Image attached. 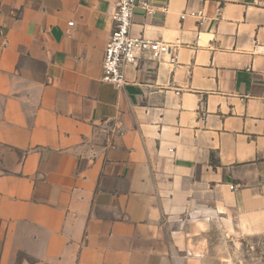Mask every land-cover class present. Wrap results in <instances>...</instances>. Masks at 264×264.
Segmentation results:
<instances>
[{
	"label": "crops",
	"instance_id": "obj_1",
	"mask_svg": "<svg viewBox=\"0 0 264 264\" xmlns=\"http://www.w3.org/2000/svg\"><path fill=\"white\" fill-rule=\"evenodd\" d=\"M138 1L131 34L170 54L115 89L117 0H0V264H201L264 235V0Z\"/></svg>",
	"mask_w": 264,
	"mask_h": 264
},
{
	"label": "built area",
	"instance_id": "obj_2",
	"mask_svg": "<svg viewBox=\"0 0 264 264\" xmlns=\"http://www.w3.org/2000/svg\"><path fill=\"white\" fill-rule=\"evenodd\" d=\"M138 6L146 12L149 11L146 2L117 0L111 16L112 29L104 50L101 81L115 89H121L126 84L124 74L126 66L137 65L145 54H150L154 59L170 54L168 45L131 34L133 11ZM163 9L166 11V7ZM190 15L197 18L201 17L200 13ZM184 17L185 15L181 19L183 20ZM170 61L175 62L176 56H172Z\"/></svg>",
	"mask_w": 264,
	"mask_h": 264
},
{
	"label": "rangeland",
	"instance_id": "obj_3",
	"mask_svg": "<svg viewBox=\"0 0 264 264\" xmlns=\"http://www.w3.org/2000/svg\"><path fill=\"white\" fill-rule=\"evenodd\" d=\"M213 237L201 264H264V235L240 237L238 244L227 243L223 235Z\"/></svg>",
	"mask_w": 264,
	"mask_h": 264
}]
</instances>
